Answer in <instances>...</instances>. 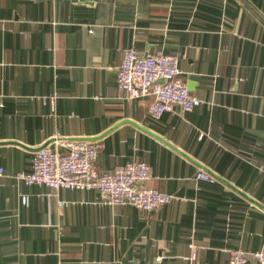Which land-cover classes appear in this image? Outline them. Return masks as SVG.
<instances>
[{
    "label": "crops",
    "instance_id": "0c3cea01",
    "mask_svg": "<svg viewBox=\"0 0 264 264\" xmlns=\"http://www.w3.org/2000/svg\"><path fill=\"white\" fill-rule=\"evenodd\" d=\"M175 55L201 106L150 115L126 51ZM103 140L172 196L157 213L18 178L56 140ZM0 264H227L264 250V0H0ZM200 171L215 178L200 181ZM26 199V202H25Z\"/></svg>",
    "mask_w": 264,
    "mask_h": 264
},
{
    "label": "built area",
    "instance_id": "2783aa9c",
    "mask_svg": "<svg viewBox=\"0 0 264 264\" xmlns=\"http://www.w3.org/2000/svg\"><path fill=\"white\" fill-rule=\"evenodd\" d=\"M117 84L130 100L153 98L150 115L154 119H160L177 108L185 113L192 112L202 104L182 80L179 59L175 55L143 57L130 49L119 68ZM103 149V140H56L54 147L40 148L34 155L32 172L20 173L18 178L30 186H46L56 191L95 190L106 204L131 205L146 214L157 213L171 202L172 196L147 186L152 179V171L145 162L129 163L116 167L112 172H101L96 161ZM4 175L5 170L0 166V177ZM197 179L208 183L215 181L204 171L198 173ZM190 249V261L195 264L196 246L191 244ZM227 264H264V250L251 253L233 251Z\"/></svg>",
    "mask_w": 264,
    "mask_h": 264
}]
</instances>
